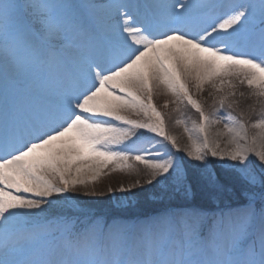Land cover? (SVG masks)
<instances>
[{"label": "snow or ice", "instance_id": "obj_1", "mask_svg": "<svg viewBox=\"0 0 264 264\" xmlns=\"http://www.w3.org/2000/svg\"><path fill=\"white\" fill-rule=\"evenodd\" d=\"M205 84L222 93L208 110L189 88ZM161 88L198 113L184 149L153 103ZM130 160L147 178L117 189L123 211L145 184L163 185L160 201L216 200L224 164L247 202L135 223L50 212L54 194ZM0 264H264V0H0Z\"/></svg>", "mask_w": 264, "mask_h": 264}, {"label": "rangeland", "instance_id": "obj_2", "mask_svg": "<svg viewBox=\"0 0 264 264\" xmlns=\"http://www.w3.org/2000/svg\"><path fill=\"white\" fill-rule=\"evenodd\" d=\"M106 15L105 12H102ZM99 15L102 14L99 12ZM225 87H227L225 85ZM190 93L193 95V98L198 100L204 107L205 110H208L209 105L212 104L213 95L219 96L222 95V93H216L214 89L210 87V85L205 84L203 86V90L200 92H197L195 87L192 85H189ZM240 91L247 92L248 89L246 85L239 86L237 89V93ZM176 98L173 96V94L168 91L166 88H161L153 97V103L158 111H160L163 115L165 113V121H166V131L170 135H172L176 140L177 144L181 149H184L188 146H190V141L188 139L189 132H186L185 129H189L192 135L196 134V129L194 124L198 123V113L195 112L194 109H188L186 119H188V122L178 121L179 115L182 113V109L190 108V105L186 104H177L175 102ZM246 103H251V101H248ZM133 119H143L144 117H136L132 116ZM154 119V117H153ZM222 128V125H213L212 126V132L215 133L217 129ZM143 131V130H142ZM150 134V133H149ZM251 134V133H250ZM226 138H222L221 147L224 148L226 146ZM142 146H146L148 148H151V144H147L145 141ZM183 152L177 153V157L183 156ZM181 164H191L192 161L189 160L186 156L183 160L177 161ZM216 163L219 165L223 163L222 161L217 160ZM138 162L134 165L132 169H124V170H117L110 168L108 172H104L103 175H99L94 183H91L87 188H79L77 193H68L64 197H60L59 200H57L56 194L53 195L52 200L54 207L50 210V212L57 216H64V214H69L68 218H71L73 220L77 219V217H80V210L87 211L91 214H99L101 217L107 218L109 214L117 213L120 215H127L130 211H123L121 208L117 206V201L121 199H125L126 194L121 193L117 189L122 185L125 188L132 185L135 181L140 180L141 183L147 178L146 171L143 169L142 165H137ZM228 168L227 164H224V168L220 170V176L223 178H226V182L230 183V187L228 188L229 191H225L218 200H210L205 202L207 206H214L216 204H225L229 203L227 201H238L243 202L247 201V195L245 191L244 185L239 182L238 179H236L234 176L226 175L225 170ZM139 171V175L137 172ZM186 171H189L186 169ZM189 171V175H190ZM238 185V192L233 191V188H235ZM163 185L156 186L153 188L152 186L144 185L143 188L137 187L134 189V192L136 195L132 197L134 204L133 206H139L144 202L143 197H141V194H149L152 192V189L159 190L162 188ZM112 188L114 189L113 193H108L107 189ZM95 192L94 195H81L80 193L84 192ZM103 193V195H101ZM175 198V197H173ZM67 199L70 201V203L65 204L64 200ZM156 199V198H153ZM188 202H190L188 200ZM77 205L74 210L68 211V207L70 205ZM213 204V205H208ZM109 205V206H108ZM78 210V213H77ZM67 217V216H64ZM82 219V217H81Z\"/></svg>", "mask_w": 264, "mask_h": 264}, {"label": "trees", "instance_id": "obj_3", "mask_svg": "<svg viewBox=\"0 0 264 264\" xmlns=\"http://www.w3.org/2000/svg\"><path fill=\"white\" fill-rule=\"evenodd\" d=\"M226 179V178H224ZM158 189L157 190H154L152 189V192H150L149 194H141V197H143L144 199V202L140 205V206H159V205H164L166 204L168 201H160L158 199ZM153 198H156V199H153ZM199 198H197L196 200H198ZM176 199H171L169 201H175ZM176 202V201H175Z\"/></svg>", "mask_w": 264, "mask_h": 264}]
</instances>
